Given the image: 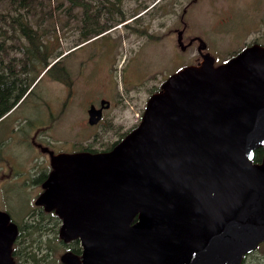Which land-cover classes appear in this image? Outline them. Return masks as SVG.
I'll return each mask as SVG.
<instances>
[{
    "label": "water",
    "instance_id": "water-1",
    "mask_svg": "<svg viewBox=\"0 0 264 264\" xmlns=\"http://www.w3.org/2000/svg\"><path fill=\"white\" fill-rule=\"evenodd\" d=\"M201 58L162 82L110 150L50 152L35 204L55 210L62 240L80 241L64 264H243L264 244V46ZM17 234L0 210V264H15Z\"/></svg>",
    "mask_w": 264,
    "mask_h": 264
},
{
    "label": "rangeland",
    "instance_id": "rangeland-1",
    "mask_svg": "<svg viewBox=\"0 0 264 264\" xmlns=\"http://www.w3.org/2000/svg\"><path fill=\"white\" fill-rule=\"evenodd\" d=\"M63 1L54 12L60 20L42 24L47 29L40 32L47 31L44 38L54 46L50 64L70 51L58 64L67 67L68 75L56 78L62 75L57 67L53 78L42 72L21 100L0 118V209L20 224L25 238L29 229L26 223L40 225L41 233L28 237L37 264H59L65 248L58 241L54 221L34 205L39 183L32 180L37 177L32 173L48 165V156L33 144L35 135L44 144L49 138L55 152L72 153L85 143L105 148L119 131L137 123V114L141 115L146 100L160 83L197 60L196 38L186 51L177 42L176 30L183 25L181 14L187 26L183 43L189 45L190 38L199 36L216 64L252 42H264V0H90L88 11L75 8L69 13L64 12L68 2ZM6 7V2L0 4V11ZM96 12L99 21L111 27L83 42L81 35L92 34L84 32L87 17ZM28 17L31 24L40 27L35 16ZM54 27L58 30L55 33ZM5 42L17 43L16 39ZM20 55L15 52V56ZM60 81L71 82V86H65L64 91ZM100 98H106L111 106L104 120L92 127L87 110L91 103L98 106ZM25 173L27 182L18 181L16 177ZM249 264H264V249L253 251Z\"/></svg>",
    "mask_w": 264,
    "mask_h": 264
},
{
    "label": "trees",
    "instance_id": "trees-1",
    "mask_svg": "<svg viewBox=\"0 0 264 264\" xmlns=\"http://www.w3.org/2000/svg\"><path fill=\"white\" fill-rule=\"evenodd\" d=\"M66 1L68 2V7L64 10L65 13H69L75 8H85V10L88 11L89 7L92 5L90 0ZM4 2L7 3V7L5 11H0V62L4 67V69L0 71V86L5 81L15 79L18 82H22L23 87L17 88L10 94H7L5 89L2 90L0 87V118L21 100L41 72L45 75L48 74V76L51 75L53 78L54 69L57 67L56 70H61L62 75H59V77L57 76L56 78L59 79L60 76L65 77L68 75L67 71H65V66L62 67L58 65L60 61L56 62V64H51V66H48L46 70H42L48 64L50 65V55L54 50L53 44L44 38L48 35L47 31L40 32L41 30L47 29L46 26L42 24H50L56 20H60L59 14L57 15L54 12L62 6L64 1L0 0V4ZM54 2L56 5L54 7H50V4ZM156 3L152 7H154ZM115 9L118 10L116 7ZM118 11L120 12V10ZM120 14L122 15L121 12ZM28 16H35L37 21L40 23V27L39 25L35 26L34 22L31 24ZM87 23L88 25L84 32L92 34L87 36L81 35L83 42L105 32L111 27V25L106 27V23H101L99 21L98 12L91 17H87ZM57 31L58 30L54 27L53 32L55 33ZM21 38H24V41ZM13 39H16L17 43L9 44L8 42H5L6 40ZM259 43L264 45V42ZM16 51L21 54L19 57L15 56ZM158 88L154 91L158 90ZM263 153L264 146L255 151L254 161L259 162ZM28 228V234L25 238V235L22 232L23 228L20 227L19 231L22 233L13 245L12 255L14 259L19 261V264H37L38 261L36 254L31 252L33 249H29L28 244L31 240H29L28 237H31L33 232L40 234L42 228L37 223H34L32 226H28ZM257 249L263 250L264 244L261 243L258 245L254 251ZM250 254L244 257L243 264H249ZM27 258H31L32 262L30 259L26 260Z\"/></svg>",
    "mask_w": 264,
    "mask_h": 264
},
{
    "label": "flooded vegetation",
    "instance_id": "flooded-vegetation-1",
    "mask_svg": "<svg viewBox=\"0 0 264 264\" xmlns=\"http://www.w3.org/2000/svg\"><path fill=\"white\" fill-rule=\"evenodd\" d=\"M189 4V3H188ZM187 4V8H188V5ZM185 11V10H184ZM183 11V12H184ZM139 16H141L140 14L138 15V17ZM136 18H137V16H136ZM135 18V19H136ZM181 24H183L182 25V28L181 29H177L176 30V35L178 34V32L179 31H182V39H183V35H184V33H185V31H186V23H185V21H184V14H181ZM177 38H178V35H177ZM196 38V39H195ZM196 40L197 41V47H196V52H197V60H195V62H193V63H188V65H190V64H197L198 62H200L201 61V54L202 53H205V52H207L206 51V48L204 49V50H202V51H200L199 50V46H200V41L198 40V39H200L199 38V36H195V37H193V38H190L189 39V45H186L185 47H184V49H182V51H186L188 48H190V47H192L194 44V42H193V40ZM201 40V39H200ZM203 42V41H202ZM204 43V42H203ZM205 44V43H204ZM185 45V44H184ZM247 46V45H246ZM68 53H70V51L69 52H64V53H62L60 56H58V58L55 60V61H53L52 62V65L53 64H56V62H59V61H61L62 60V58H64ZM230 58V57H229ZM228 58V59H229ZM215 64H216V62H215ZM48 66H49V64L44 68V69H42V70H46L47 68H48ZM65 66V65H64ZM186 66V65H185ZM184 67V66H183ZM65 68V71L67 70V67L65 66L64 67ZM4 69V67L1 65V62H0V71H2ZM42 73V72H41ZM40 73V74H41ZM67 74H68V72H67ZM36 79H37V77H36ZM35 79V80H36ZM35 82V81H34ZM33 82V83H34ZM61 82V81H60ZM63 83V84H62ZM62 86H63V88H64V91H66V87L68 88L69 86H71V82H64V81H62L61 83H60ZM162 84V82L160 83V85ZM160 85H159V87H160ZM31 86H32V84H31ZM31 86H30V88H31ZM66 86V87H65ZM1 89L3 90V89H5V91H6V93L7 94H10V93H12L13 91H15L17 88H22L23 87V84H22V82H18V81H16L15 79H10V80H8V81H5L4 83H2L1 84ZM29 88V89H30ZM28 89V90H29ZM155 92V91H154ZM115 93V92H114ZM116 94H118V93H116ZM152 94V93H151ZM150 94V95H151ZM115 95V94H114ZM99 100V105L98 106H96L95 104H93V103H91L90 104V106L91 105H94L96 108H99V107H101V102H102V100H105V101H107L108 103H104L103 104V109H102V116H101V119L98 121V123H96V124H92V125H90L89 123V125L90 126H92V127H95L97 124H99V123H101L102 122V120H104V116H105V113H106V111L110 108V102L106 99V98H100V99H98ZM122 104H125L124 103V101H123V99H121V100H119ZM147 101V100H146ZM65 102H67V100L65 101ZM64 102V103H65ZM145 105H146V103H145ZM89 106V107H90ZM144 108H145V106H144ZM143 111H144V109H143ZM143 111H142V113H141V115H139V114H137V116H138V118H137V123H135V124H133V126H129V127H127L125 130H121V131H119L118 133H119V136L109 145V146H107V147H105V148H95V147H93L92 146V143H89V144H80V146H81V148L78 150V151H89V152H92V153H96V152H104V151H108V150H110L117 142H119L121 139H123L124 138V136L128 133V132H130L131 130H133L139 123H140V121H141V117H142V114H143ZM87 113H88V110H87ZM38 135V134H37ZM37 135H35V139L33 140V144L35 145V147H36V149L37 150H39L41 153H43V154H45V155H47L48 156V165H46V166H44V168L40 171V172H35V173H32V175H34V176H37V177H35V178H33L32 180H34V181H37L38 183H39V185H38V187H39V191L37 192V194H36V196H35V199H34V205L36 206V208H37V210L39 211V212H44V213H46V214H48L49 215V217L54 221V224H55V227H56V230H57V233H59V229H60V226H61V223H62V220L60 219V217L56 214V212H55V210L53 209V210H51V211H46L45 209H44V207L43 206H40V205H36L35 204V200H36V198L41 194V192L43 191V188H42V183L47 179V177L49 176V174H50V172L53 170V167H52V164H51V159H50V152H52V153H61V151L60 152H55L52 148H51V145H50V142H49V138L47 139V143L46 144H44L43 142H40V141H37L36 139H37ZM94 136H93V138H94V140L96 141L97 139H98V137H97V135H96V133H94L93 134ZM92 138V139H93ZM76 152V151H75ZM66 153V152H65ZM15 176H17V175H15ZM14 176V177H15ZM13 177V176H12ZM13 177V178H14ZM27 173H25L23 176H18V177H16V178H18V181H20V179L22 180V179H24L23 181L24 182H27ZM1 210V209H0ZM10 215V214H9ZM12 220V219H11ZM14 222V221H13ZM34 223H36V222H32V223H30V224H28V223H26L24 226H32ZM17 224V227H18V234H17V237H16V239H15V241H17V239H18V237L21 235V233L23 232H20L19 231V229H20V224H18V223H16ZM58 237H59V235H58ZM15 241H14V243H15ZM58 241L62 244V246L65 248L64 249V251L60 254V256H59V264H64L62 261H61V256L64 254V253H66V252H72V253H74V254H76V255H78V256H81V254H82V246H81V244H80V241H79V239H74V240H69V241H64V240H62L60 237H59V239H58ZM14 243H13V245H14ZM12 254H13V246H12ZM13 256V255H12ZM14 258V257H13ZM14 261H15V264H19V262H18V260H16V259H14Z\"/></svg>",
    "mask_w": 264,
    "mask_h": 264
},
{
    "label": "bare ground",
    "instance_id": "bare-ground-1",
    "mask_svg": "<svg viewBox=\"0 0 264 264\" xmlns=\"http://www.w3.org/2000/svg\"><path fill=\"white\" fill-rule=\"evenodd\" d=\"M202 41H203V40H202ZM203 42H204V41H203ZM253 43H258V42H253ZM253 43H251V44H253ZM251 44H249V45H251ZM259 44H261V43H259ZM249 45H247V46H249ZM261 45H262V44H261ZM263 46H264V45H263ZM245 47H246V46H245ZM245 47H244V48H245ZM242 49H243V48H242ZM242 49H241V50H242ZM239 51H240V50H239ZM239 51H238V52H239ZM238 52H237V53H238ZM237 53H236V54H237ZM236 54H235V55H236ZM233 56H234V55H233ZM233 56H231V57H233ZM231 57H230V58H231Z\"/></svg>",
    "mask_w": 264,
    "mask_h": 264
}]
</instances>
